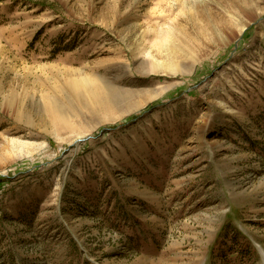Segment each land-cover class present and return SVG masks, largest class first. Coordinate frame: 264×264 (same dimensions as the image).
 I'll return each mask as SVG.
<instances>
[{
	"label": "rangeland",
	"instance_id": "obj_1",
	"mask_svg": "<svg viewBox=\"0 0 264 264\" xmlns=\"http://www.w3.org/2000/svg\"><path fill=\"white\" fill-rule=\"evenodd\" d=\"M0 264H264V0H0Z\"/></svg>",
	"mask_w": 264,
	"mask_h": 264
},
{
	"label": "bare ground",
	"instance_id": "obj_2",
	"mask_svg": "<svg viewBox=\"0 0 264 264\" xmlns=\"http://www.w3.org/2000/svg\"><path fill=\"white\" fill-rule=\"evenodd\" d=\"M2 51V50H1ZM171 58H169L167 64L165 63V66H171L172 65V59L170 60ZM171 64V65H170ZM175 69V67H174ZM93 80V79H92ZM98 80V79H97ZM94 83V82H93ZM100 83V82H99ZM92 82L91 80H89V78L85 77V78H82V79H73L69 82V85L70 87L72 88V90L77 93L78 95H81V93L83 91H87L88 92V95L90 97V99L92 100V102H94L95 104H99V106H103L106 101H107V97L105 96V98H107L106 100L103 98V96H101V91L99 90V86H95V85H91ZM95 84V83H94ZM101 88V87H100ZM104 87L102 88V91ZM106 92V91H105ZM106 95V94H105ZM109 96V95H108ZM115 99V98H114ZM103 100L105 102H103ZM109 100V99H108ZM112 101V100H111ZM110 102V101H108ZM94 104V106H95ZM112 104V102L110 103ZM48 109L49 112L52 113L53 115V120H54V123H60L61 124H64L66 123L67 121L65 120V118H62L59 116V112H58V109L57 107L54 105V104H51L50 102H48L47 106H46ZM58 112V113H57ZM51 115V116H52ZM50 116V117H51Z\"/></svg>",
	"mask_w": 264,
	"mask_h": 264
}]
</instances>
